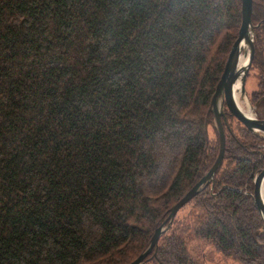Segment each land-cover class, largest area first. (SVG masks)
Here are the masks:
<instances>
[{
  "label": "trees",
  "instance_id": "obj_1",
  "mask_svg": "<svg viewBox=\"0 0 264 264\" xmlns=\"http://www.w3.org/2000/svg\"><path fill=\"white\" fill-rule=\"evenodd\" d=\"M264 118V0H253ZM241 0H0V264H130L210 170L211 98ZM214 180L143 264H198L192 235L264 264L262 136L226 123Z\"/></svg>",
  "mask_w": 264,
  "mask_h": 264
},
{
  "label": "water",
  "instance_id": "obj_2",
  "mask_svg": "<svg viewBox=\"0 0 264 264\" xmlns=\"http://www.w3.org/2000/svg\"><path fill=\"white\" fill-rule=\"evenodd\" d=\"M253 15V0H241V25L238 30V35L234 41L230 53L228 55L224 71L216 86L215 92L211 98L208 112L213 116V124L215 123L216 134L219 139L218 155L204 177L192 188L185 196L180 199L171 209L167 219L154 231L152 238L147 248L141 255L130 264H143L144 260L157 248L158 240L161 235L171 227L178 211L185 206L191 199L199 194L208 184L213 182L214 175L221 167L224 151H225V133L223 122L226 123L225 110H228L240 123L255 135H264V121L258 120L254 115L248 116L243 114L236 106L234 98V88L239 83V94L245 97L246 76L251 68L254 58V29L259 27L263 21L257 25H253L251 18ZM245 43L247 51L243 50L242 44ZM247 54V63L240 67V58ZM253 109L251 105H248ZM254 191L252 199L254 206L263 222L264 227V203L262 201V190L264 189V170L254 179Z\"/></svg>",
  "mask_w": 264,
  "mask_h": 264
},
{
  "label": "rangeland",
  "instance_id": "obj_3",
  "mask_svg": "<svg viewBox=\"0 0 264 264\" xmlns=\"http://www.w3.org/2000/svg\"><path fill=\"white\" fill-rule=\"evenodd\" d=\"M256 79H257V76L253 72H251L249 75L246 76V83H245V93L246 94H250L256 88V85H257ZM240 104L245 110L249 108L248 105L250 104V102L248 101L247 95L245 97H241ZM251 110H252V113H254V110L253 109ZM215 133L217 132H216L215 123H214L212 127H209L208 129V136H209L210 141L213 142V144L216 139ZM190 212H192L191 221H193V223L196 222V218L194 217V215H198V216L202 215L199 211L193 210V207L189 206L181 210L178 213L177 217L178 219H183L184 216L186 214L188 215ZM187 247H188L189 252L192 254V257L195 259V261H197L198 264H238L230 259L223 258L217 251H215L209 245H206L203 242L195 240L192 235L189 238Z\"/></svg>",
  "mask_w": 264,
  "mask_h": 264
},
{
  "label": "flooded vegetation",
  "instance_id": "obj_4",
  "mask_svg": "<svg viewBox=\"0 0 264 264\" xmlns=\"http://www.w3.org/2000/svg\"><path fill=\"white\" fill-rule=\"evenodd\" d=\"M249 75V74H248ZM257 80V79H256ZM257 90V85H256V88L250 93V94H246L247 95V98H248V101L249 99H251V95L252 93H254L255 91ZM234 98H235V102H236V106L238 107V109L245 115H248V116H255L258 120L260 121H264V118H260L262 115L260 113L263 112L262 108H259V107H256V103H252L251 101L250 102V105L251 107H253V110H254V113H252V110L247 108V110H245L241 104H240V99H241V96L240 94H238L237 92L234 93ZM252 113V114H251ZM225 115H226V123H230V124H234V121L235 122H238L240 123L228 110H225ZM231 120V121H229ZM225 122H223V125L226 124ZM242 124V123H240ZM243 125V124H242ZM244 126V125H243ZM262 136V139H263V142L261 143V145H259V147L261 149H264V135H261ZM264 170V161L261 162L260 164V168L258 169V172L256 173V175L254 176V179L255 177L260 173V171ZM254 179H253V182H254ZM254 184V183H253ZM253 191H254V186H253ZM253 194V193H252ZM262 200L264 202V189L262 190Z\"/></svg>",
  "mask_w": 264,
  "mask_h": 264
},
{
  "label": "bare ground",
  "instance_id": "obj_5",
  "mask_svg": "<svg viewBox=\"0 0 264 264\" xmlns=\"http://www.w3.org/2000/svg\"><path fill=\"white\" fill-rule=\"evenodd\" d=\"M242 48H243V50L247 51V46L245 45V43L242 44ZM246 63H247V54L241 56L239 66L243 67ZM238 89H239V83H237L235 88H234V91L239 94V90Z\"/></svg>",
  "mask_w": 264,
  "mask_h": 264
}]
</instances>
